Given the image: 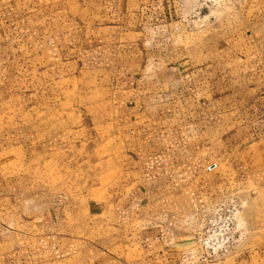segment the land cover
Masks as SVG:
<instances>
[{
  "label": "rangeland",
  "instance_id": "374dc122",
  "mask_svg": "<svg viewBox=\"0 0 264 264\" xmlns=\"http://www.w3.org/2000/svg\"><path fill=\"white\" fill-rule=\"evenodd\" d=\"M116 2L0 0V25H10L19 42L33 37L0 62V264H264V183H253L234 161L222 164L231 172L228 190L199 211L191 240L157 255L138 244L124 214L136 196L138 168L115 126L127 99L118 77L122 69L113 81L101 72L83 79L81 72L92 62L85 55L101 53L94 45L101 31L89 28L106 23ZM129 2L155 13L178 9L167 22L182 24L177 43L196 59L204 50H218L219 41L264 7V0ZM63 18L87 31H61ZM42 36L48 44L40 43ZM122 50L127 53L113 49ZM77 51L78 62H69ZM157 67L151 64L147 72ZM254 77L230 81L236 89L256 86L231 98L241 108L236 113L243 117L242 134L264 127L251 124L256 118L248 103L259 95L258 106H264V71ZM246 170L250 173V165ZM61 196L83 200L66 230L58 228Z\"/></svg>",
  "mask_w": 264,
  "mask_h": 264
},
{
  "label": "crops",
  "instance_id": "0c3cea01",
  "mask_svg": "<svg viewBox=\"0 0 264 264\" xmlns=\"http://www.w3.org/2000/svg\"><path fill=\"white\" fill-rule=\"evenodd\" d=\"M114 4L118 8L106 13V23L89 28L101 31L100 42L94 44L101 53L84 56L92 62L81 68L82 78L101 72L113 81L115 72L122 69L118 77L127 99L122 122L115 126L139 174L136 196L124 207V214L136 231L138 244L145 246L144 252L157 255L177 250L194 237L199 211L228 190L226 180L228 183L231 172L222 168L225 161L244 168L253 183H264V127L242 134L239 128L245 124L236 113L241 108L231 99L243 91L252 93L256 86H230L251 82L258 70L264 71V7L232 36L219 41L215 45L218 50H204L196 59L177 43L182 24L172 23L173 19L167 22V16L179 14L178 9L167 13L159 8L155 13V9L129 0ZM9 27L0 25V62L14 47L33 42L32 32L27 43H22L20 35ZM79 29L87 31L63 18L61 31ZM40 43L48 44L44 36ZM118 47L127 48V53L115 54ZM77 53L69 62L78 60L81 53ZM151 64L158 65L154 73L147 72ZM258 100L259 95L248 103L250 115L256 118L251 123L255 128L264 126V106H258ZM247 142L251 143L240 148ZM233 166L229 170L235 169ZM79 202L83 200L61 196L58 228L66 230L70 220H76Z\"/></svg>",
  "mask_w": 264,
  "mask_h": 264
},
{
  "label": "built area",
  "instance_id": "2783aa9c",
  "mask_svg": "<svg viewBox=\"0 0 264 264\" xmlns=\"http://www.w3.org/2000/svg\"><path fill=\"white\" fill-rule=\"evenodd\" d=\"M211 166H215V164H212Z\"/></svg>",
  "mask_w": 264,
  "mask_h": 264
}]
</instances>
